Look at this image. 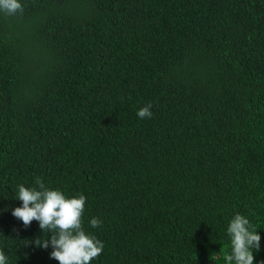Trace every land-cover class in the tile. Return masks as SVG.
<instances>
[{"label":"trees","instance_id":"trees-1","mask_svg":"<svg viewBox=\"0 0 264 264\" xmlns=\"http://www.w3.org/2000/svg\"><path fill=\"white\" fill-rule=\"evenodd\" d=\"M21 3L0 12L8 264H59L11 213L37 177L85 194L82 227L103 242L90 264H224L235 212L264 261V0Z\"/></svg>","mask_w":264,"mask_h":264},{"label":"clouds","instance_id":"clouds-1","mask_svg":"<svg viewBox=\"0 0 264 264\" xmlns=\"http://www.w3.org/2000/svg\"><path fill=\"white\" fill-rule=\"evenodd\" d=\"M21 9V0H0V12L13 14ZM151 115L150 104L137 109L139 118ZM35 185L16 186L13 198L21 201V204L11 209L12 215L25 226L34 219L38 221L43 235L35 243L44 248L51 245L49 255L59 264H90L102 252L103 242L82 227L85 194L66 195L59 188L47 187L39 177ZM88 223L95 228L102 221L93 216L88 219ZM225 232L228 251L224 252L221 248L218 253L215 252L224 264H264V261H255V254L261 247V235L248 216L235 212L229 218ZM45 233L47 238H44ZM0 264H8V257L3 251H0Z\"/></svg>","mask_w":264,"mask_h":264}]
</instances>
